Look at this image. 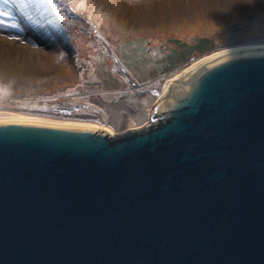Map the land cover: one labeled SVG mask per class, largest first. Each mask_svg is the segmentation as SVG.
<instances>
[{
  "label": "water",
  "instance_id": "95a60500",
  "mask_svg": "<svg viewBox=\"0 0 264 264\" xmlns=\"http://www.w3.org/2000/svg\"><path fill=\"white\" fill-rule=\"evenodd\" d=\"M155 102L129 137L0 121V264H264V48Z\"/></svg>",
  "mask_w": 264,
  "mask_h": 264
},
{
  "label": "rangeland",
  "instance_id": "374dc122",
  "mask_svg": "<svg viewBox=\"0 0 264 264\" xmlns=\"http://www.w3.org/2000/svg\"><path fill=\"white\" fill-rule=\"evenodd\" d=\"M262 44L264 0H0V107L121 136L168 78Z\"/></svg>",
  "mask_w": 264,
  "mask_h": 264
},
{
  "label": "bare ground",
  "instance_id": "6f19581e",
  "mask_svg": "<svg viewBox=\"0 0 264 264\" xmlns=\"http://www.w3.org/2000/svg\"><path fill=\"white\" fill-rule=\"evenodd\" d=\"M253 48H264V45H253V46H242L241 47H234V48H229V49H224L215 53H212L208 56L202 57L199 60L195 61L192 65H190L186 70H184L183 72L168 78L164 85H163V89L162 94H167V92L170 90V88L173 86L174 82L180 77L183 76V74H187L189 72H191L192 70L196 69L197 67L215 59L218 58L222 55L228 54L230 52H235V51H240V50H245V49H253ZM51 57V54H42V56L38 57V62L42 67H47L48 63H49V59ZM5 109H3L2 107H0V121H25V122H41V123H53V124H64V125H84V126H95L98 127L97 125L93 124V123H80V122H62V121H54V120H49L46 118H39V117H30V116H26V115H21V114H17V113H12V112H7V111H3ZM148 111L142 112L140 115L135 117V122L134 124L139 126L142 124V122H144L147 119L148 116Z\"/></svg>",
  "mask_w": 264,
  "mask_h": 264
},
{
  "label": "flooded vegetation",
  "instance_id": "af4514ba",
  "mask_svg": "<svg viewBox=\"0 0 264 264\" xmlns=\"http://www.w3.org/2000/svg\"><path fill=\"white\" fill-rule=\"evenodd\" d=\"M159 121H160V118L152 119V120H151V123L149 122V124H148V123H147V124H144V125L141 126V127H143L144 130H149V129L155 127V126L159 123ZM144 130H143V131H144ZM129 132H130V131H129ZM109 135H110V134H109ZM129 135H130V134H129ZM129 135L126 133V134H122L121 137L129 136ZM110 136H111V135H110ZM112 137H115V136H112Z\"/></svg>",
  "mask_w": 264,
  "mask_h": 264
},
{
  "label": "trees",
  "instance_id": "16d2710c",
  "mask_svg": "<svg viewBox=\"0 0 264 264\" xmlns=\"http://www.w3.org/2000/svg\"><path fill=\"white\" fill-rule=\"evenodd\" d=\"M162 121H164V120H160L159 123L156 125V127L160 126L163 123ZM129 136H131V134Z\"/></svg>",
  "mask_w": 264,
  "mask_h": 264
},
{
  "label": "crops",
  "instance_id": "0c3cea01",
  "mask_svg": "<svg viewBox=\"0 0 264 264\" xmlns=\"http://www.w3.org/2000/svg\"><path fill=\"white\" fill-rule=\"evenodd\" d=\"M131 81V80H130Z\"/></svg>",
  "mask_w": 264,
  "mask_h": 264
}]
</instances>
